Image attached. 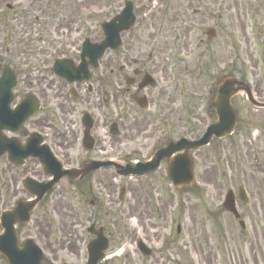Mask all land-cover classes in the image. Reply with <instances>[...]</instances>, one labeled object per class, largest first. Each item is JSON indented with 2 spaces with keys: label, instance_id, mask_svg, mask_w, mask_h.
Listing matches in <instances>:
<instances>
[{
  "label": "flooded vegetation",
  "instance_id": "flooded-vegetation-1",
  "mask_svg": "<svg viewBox=\"0 0 264 264\" xmlns=\"http://www.w3.org/2000/svg\"><path fill=\"white\" fill-rule=\"evenodd\" d=\"M95 1L0 0V79H5L2 75L5 64L17 75L10 107L15 109L31 93L39 102L37 116L26 121L21 114L13 113L8 123L6 115H0V143L6 151L0 156V198L3 188L10 201L19 189L21 195L15 201L29 198L24 181L30 176L31 159L25 158L17 165L10 159V153L13 155L17 150L14 144H26L34 130L65 168L81 169L89 161L117 157L123 163L148 161L171 142L183 137L199 138L216 120L213 108L216 86L226 76L237 75L236 69L215 75L217 84L211 86L204 98L211 120L203 124L202 134L193 132L189 116L193 109L191 119L196 123L205 121L196 92L191 95L183 92L187 103L183 124L175 125V113L169 104L178 90L174 82L180 76H189L194 82L195 77L204 74L206 68L203 70L200 63L207 47L212 44L221 47L226 42L235 48L238 41L235 27L238 19L241 21L238 6L233 35L222 36L213 27L205 28L207 17L221 15L219 0H132L133 21L121 32L120 47L111 50L107 59L104 53L94 66V46L104 38L105 17L115 18L125 6V1L120 0L114 6L108 1L105 7L102 0L100 7H94ZM256 18L259 14L252 17L249 27L253 30L256 27L264 45V18ZM246 23H242L245 34ZM173 24L182 28L183 41L176 44L180 48L171 39ZM172 59L182 62L181 72L173 73ZM262 81L254 83L255 89H261ZM235 97L231 99L234 105ZM199 150L190 151L193 163ZM178 154L174 152L164 158L159 168L165 164L168 169L169 160ZM155 172L142 177H152ZM262 174L263 186H257L258 192L264 191V171ZM102 183L105 184V168L75 180L72 185L82 189L83 184H89L90 188L95 186L104 192ZM195 188L200 187L197 184L173 187L186 193ZM97 202V197L90 202L94 212ZM92 223L105 233V224L100 219ZM99 264H105V259Z\"/></svg>",
  "mask_w": 264,
  "mask_h": 264
},
{
  "label": "rangeland",
  "instance_id": "rangeland-1",
  "mask_svg": "<svg viewBox=\"0 0 264 264\" xmlns=\"http://www.w3.org/2000/svg\"><path fill=\"white\" fill-rule=\"evenodd\" d=\"M108 1L113 6L120 2L105 0V7ZM101 3L102 0H96L92 4L100 7ZM219 3L221 15L207 17L205 28L213 27L222 36L233 35L238 6L241 21L238 19L235 27L238 28L236 46L230 48L225 42L221 47L216 44V47L214 44L207 47L200 63L203 70L206 68L204 74L195 77L194 82L189 76L177 77L174 85L178 90L171 98L173 103L169 104L177 125L185 121L183 109L187 103L183 92L185 95L196 92L195 96L203 105L201 113L205 121L194 122L191 119L193 109H190L189 116L193 132L199 135L204 129L203 124L211 120L207 106L204 107V98L210 87L216 85L215 75L218 73L236 69L237 75L245 77L252 85L258 99L264 100V45L261 36L256 34V27L255 30L249 27L256 14H259L256 20L264 18V0H219ZM244 21L247 22L246 34ZM176 26H171L170 34L174 46L180 48L176 44L181 45L183 41L182 28ZM109 56L108 53L104 59ZM172 60L173 73L181 72L182 62ZM230 64L234 66L231 68ZM262 79L261 89H255L254 83ZM235 105L239 124L233 135L214 140L196 153L194 169L200 188L187 193L173 189L165 164L152 177L142 178H120L112 169H105L104 192L95 186L90 188L89 184L76 189L68 179H63L56 191L36 207L31 223L19 227L20 239L29 236L35 239L44 250V264L64 261L84 264L86 246L91 238L87 227L100 219L110 239L105 264H264V191L256 189L258 185L263 186L264 109H255L242 95L235 97ZM41 170L35 160L29 161L30 176L45 180ZM122 187L126 188V193L120 200ZM239 187L247 190V202L239 199ZM229 189L235 191L237 207L246 222L244 231L223 207ZM20 195L19 189L10 201L6 188H3L0 213L12 206ZM96 197L98 208L94 212L90 202ZM178 225L181 228L179 233ZM139 237L154 249L153 256L139 253L136 247ZM0 264H7L1 255Z\"/></svg>",
  "mask_w": 264,
  "mask_h": 264
},
{
  "label": "water",
  "instance_id": "water-1",
  "mask_svg": "<svg viewBox=\"0 0 264 264\" xmlns=\"http://www.w3.org/2000/svg\"><path fill=\"white\" fill-rule=\"evenodd\" d=\"M122 17H125L126 19L130 18V16L125 13L122 15ZM126 26L125 28H127ZM122 27H124L123 24L114 26L113 23L106 27L107 38L104 42L105 49L108 47L115 48L118 46L119 31ZM6 74L12 76V78L11 80H0V85L7 84V91L5 90L6 93L5 91H0V100L2 101L4 98H6V104H0V106H5L6 110L4 112L0 111V114L9 113V103L14 99L12 89L16 82L15 73L9 65L5 64L2 68V75L6 76ZM241 91L247 94L252 103L259 105V103L253 99L251 89L247 83L238 81L236 78H227L219 85L215 100V109L218 115V122L211 125L202 138L195 141L183 139L176 144H170L167 149L158 152L152 162L146 164H137L135 166H117L119 169L118 172L120 174L130 175L144 174L146 172L153 171L159 166L160 161L165 158L166 155L171 154L173 151H178L179 154L169 160L168 171L170 179L177 187L192 186L194 183V172L189 151L191 149L207 145L213 137L223 138L232 133L237 123V113L230 103V98L234 94ZM38 109L39 105L36 98L33 96H27L19 108V113L22 114L25 119H27L35 115ZM7 120L10 122L9 117ZM2 144L3 143H0V152L1 150H4V146ZM46 147L41 145V139L39 138V135L34 133L31 135L29 142L23 148L18 147L14 154L11 155L13 156L12 160L18 164H20L18 157L22 158L21 154H23L25 157H38L45 166L46 171L51 174L53 173L55 177L53 180L48 182H38L32 178H28L26 180V186L36 197V199L30 201L20 200L13 209L4 211L2 213L0 217V226L3 231L0 234V252L7 260L8 264H42V250L37 246L32 238L25 239L23 244L20 245L15 225L29 224L31 212L35 205L44 197L46 193L53 190L54 185L58 183L63 176L69 175L73 179L78 177V175H73V170L62 171L60 164L56 162L52 154L49 151L44 152V150L48 149ZM111 164L112 163L105 162V166ZM95 165L96 166L89 167L86 172L95 170L100 166L97 164ZM86 172L82 176H84ZM225 207L238 216V213L235 209V201L232 192H229L227 195ZM89 231L98 235V238L89 244L90 258L88 264H96L98 260L103 257V250L107 248L108 240L107 238L103 237L102 231H95L93 227L90 228ZM138 246L144 254H151L152 251L141 242H138Z\"/></svg>",
  "mask_w": 264,
  "mask_h": 264
}]
</instances>
